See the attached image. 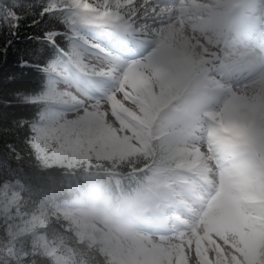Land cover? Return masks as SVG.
<instances>
[{
	"label": "clouds",
	"instance_id": "1",
	"mask_svg": "<svg viewBox=\"0 0 264 264\" xmlns=\"http://www.w3.org/2000/svg\"><path fill=\"white\" fill-rule=\"evenodd\" d=\"M125 2L134 8V0ZM231 32L229 20L221 31L202 30L204 44L199 38L196 44L173 38L180 29L172 23L141 32L148 69L144 86L130 101L121 99L119 109L105 100L99 118L111 116V124L130 133L124 140L136 141L120 158L131 173L105 176L86 166L65 171L36 157L43 177L32 191L65 195L87 210V227L72 221L83 252L75 264H164L162 258L153 261L152 250L162 237L171 242L185 228L198 245L237 239L217 225L244 203L251 158L264 164V54L258 64L244 62L231 51L240 42L237 36L228 39ZM98 103L94 88L70 92L69 104L77 110L70 108L67 117L77 120L79 109L87 112ZM53 127L54 134L64 130L63 124ZM97 188L104 191L103 200L96 198Z\"/></svg>",
	"mask_w": 264,
	"mask_h": 264
},
{
	"label": "trees",
	"instance_id": "2",
	"mask_svg": "<svg viewBox=\"0 0 264 264\" xmlns=\"http://www.w3.org/2000/svg\"><path fill=\"white\" fill-rule=\"evenodd\" d=\"M18 2L33 6L15 9L23 14L19 27L12 29L0 20V168L7 165L11 169V173L0 172L3 185L0 187V264H75L83 252L74 237L72 222L63 210L75 201L58 193L37 195L32 191V187L41 182L43 173L27 143L30 135L27 127L18 126L20 120H34L41 112L42 105L27 103L24 97L43 93L49 79L43 66L59 63L58 49L69 46L65 35L56 38V45L42 37L48 31L63 34L68 29L58 16H39L42 0ZM12 3L13 0H0V6ZM34 20L37 23H33ZM100 138L117 146L119 152H114V148L99 149L90 136L81 143L88 147L87 151H69L78 159L74 163L58 161L60 151L52 153L51 149L48 150L52 153L49 160L55 159L57 163L53 166L65 171L86 166L105 176L131 173L128 161L120 159L127 156L129 150H122V144L107 135ZM95 193L105 198L101 188L95 189ZM19 225L23 226L22 231L14 234Z\"/></svg>",
	"mask_w": 264,
	"mask_h": 264
},
{
	"label": "snow or ice",
	"instance_id": "3",
	"mask_svg": "<svg viewBox=\"0 0 264 264\" xmlns=\"http://www.w3.org/2000/svg\"><path fill=\"white\" fill-rule=\"evenodd\" d=\"M264 5V0H261ZM43 7L39 16L47 15L62 18L67 26L66 33L52 30L44 34L42 39L50 44L56 45V38L65 35L69 40L67 49H58L59 63H50L43 66V70L49 74L47 87L42 94L35 97H24L27 103L42 105V110L37 114L36 119L18 122L19 127H27L30 135L27 143L33 153L46 166L57 163L55 159L49 160L52 153L63 151L65 144L71 142L73 136L104 134L105 130L111 127L108 118L100 122V114L103 112L105 100L110 103L120 100L129 87L126 80L133 72L145 74L148 69L143 56L134 59H122L99 44H89L88 48L96 49L102 55L98 57L99 64H90L87 61L92 58L87 55L85 48L86 41L79 36L81 25L95 26L104 30L109 36L117 39L132 37L136 44L143 47L140 34L147 33L151 26L145 24L142 28L131 17L134 10L126 4L125 0H42ZM31 9L32 5H24L13 0L11 5L0 6L3 11V20L12 28H18L23 14L17 13L16 8ZM147 19V18H146ZM33 23H37L36 20ZM138 29L140 31H138ZM88 69L92 72L91 79L78 82L81 89L91 87L96 91L98 104L88 106L87 112L79 109L82 113L77 120L67 117V111L71 108L77 110L74 104H69L70 92L60 90L57 85L63 73H69L73 69ZM97 78H109L115 82L114 87L103 91L97 87ZM115 94V96H113ZM63 109V110H61ZM54 124H63L62 133L54 134ZM90 124H99L98 127L89 129ZM74 130L81 131V135H74ZM49 149L52 153H49ZM0 172L11 173V169L5 165ZM245 189L242 195L243 204L237 203L232 214L221 221L223 229L236 233L235 241H228L221 245L222 250L218 251L215 245H209L207 241L198 245L196 239L191 235V229L185 228L183 233L169 238L162 237V243L152 250V255L162 258L164 264H264V164L258 157L250 160L244 177ZM3 185L0 184V187ZM196 235H202L197 231Z\"/></svg>",
	"mask_w": 264,
	"mask_h": 264
},
{
	"label": "rangeland",
	"instance_id": "4",
	"mask_svg": "<svg viewBox=\"0 0 264 264\" xmlns=\"http://www.w3.org/2000/svg\"><path fill=\"white\" fill-rule=\"evenodd\" d=\"M89 2H93V0H89ZM188 3H191L189 7L186 6L185 0H174L173 7H175L177 11H180L181 8L185 10L184 13L180 11L183 14L180 21H182L181 23L184 24L183 26H186V28L197 31L200 44L205 43L203 36H201V31L203 30L205 33H209L214 28L217 31H221L223 28L220 22L223 16L239 5V14L234 18L232 32L230 33L228 39H231L233 36H237L240 38V42L235 43L234 47L231 48V51H233V53L242 60L247 57L250 52L249 50H255L259 56H262L263 53L261 52V48L264 47V40L258 32H250L251 26H254L259 32L264 33V5H262L261 0H188ZM150 5H154L152 4V0H134V10H136L137 7L139 8L138 11H136V14L138 13V15L135 14V16L132 17L137 18L136 22L141 27L148 24L151 26V29H159L171 23L173 20L171 14H168V17L166 18H164L163 15L159 17L155 15H153V17L149 16V13L152 12ZM238 17L241 18L238 20ZM243 28L247 29L243 30ZM79 36L83 41L87 42V44H85V48L87 49L86 54L92 57L87 61L90 64H99L100 62L97 58L100 57L102 53L96 49L88 48L89 44H99L103 49L125 60L138 58L143 55V47L136 44L132 37L126 36L123 39H117L114 36H109L99 27L81 25L79 27ZM173 38L182 39L183 37L179 33L178 36ZM223 38L224 37L222 36V39ZM189 39L191 40L188 41L189 44H196V38L192 39L189 37ZM253 42H256L257 44H254ZM199 46L200 45H197V47ZM209 47L212 51H216L215 45H209ZM220 47H225V45L221 44ZM244 75L248 76V73L245 72ZM91 77L92 72L88 69H73L69 73L62 74V78L60 79L57 87L63 91L76 93L77 89H79L78 82L82 81L84 78L91 79ZM126 83H128L129 87L125 90V94L121 97V99L127 97L128 101H130L138 95L137 90L144 86L145 74L133 72L128 76ZM245 83H247V80ZM95 84L99 89L107 91L114 87L115 82L109 78H97L95 80ZM120 100L114 102V106L117 109L121 107ZM128 101H125V103H128ZM108 120L111 122L112 117L109 116ZM104 133L105 134L96 133L95 135L82 136V140L80 137L77 138L73 136L71 138V142L69 144H65L64 150L58 153V161L66 164H72L77 161L78 159L72 157V155L69 154V151H87L88 147L81 143L87 141L90 136H92L94 144H96V146H98L101 150L114 148V152H119V148L117 146L100 138L105 137L106 135L111 138V140L120 142L122 144V150H129L130 152L134 146H138L134 139L128 141L124 140V137L130 136V133L126 130H121L118 124H111V127L106 129ZM65 212L64 213L71 222L75 220L77 224L82 227H87L88 214L85 208L76 203L73 204L72 208L65 210ZM24 226L27 225L24 224ZM217 226L223 229L221 222H218ZM21 227L23 226H16V232L13 233L16 234L22 231ZM10 230L14 231L12 227ZM213 245H215L218 251L222 250L221 244L216 243ZM12 251L13 249L11 248V252ZM158 258L159 257L157 255H152L153 261H157ZM177 264H181L180 259L177 260Z\"/></svg>",
	"mask_w": 264,
	"mask_h": 264
},
{
	"label": "bare ground",
	"instance_id": "5",
	"mask_svg": "<svg viewBox=\"0 0 264 264\" xmlns=\"http://www.w3.org/2000/svg\"><path fill=\"white\" fill-rule=\"evenodd\" d=\"M173 1L174 0H152V4H154L153 6L150 5V7L152 8V12L149 13V16L153 17V15L159 17L162 16L164 18L168 17V14H171L173 17V20L171 21L172 24H174L176 26L177 29H180V34L182 35L183 38H187L188 41H191L189 39L190 38H198L199 36H197V31L194 30H190L188 28H186V26H183L184 24H182L180 21V18L183 16V14L181 12H185V10L183 8H181V12L177 11L175 9V7H173ZM149 3V2H148ZM186 6L189 7L191 5V3H188V0H185ZM188 3V5H187ZM150 4V3H149ZM139 7H137L138 9ZM161 9H163V12L161 11ZM154 13V14H152ZM166 13V14H165ZM138 15V13L136 14ZM146 16V15H144ZM193 17V16H190ZM241 17H238V20ZM182 19V18H181ZM225 19L222 18L221 21ZM264 26V25H263ZM247 29V28H243ZM258 32L259 35L262 37V39L264 40V33L263 32H259L256 27L251 26L250 28V32ZM202 44V43H201ZM250 52L248 53L247 57L244 58V62L246 63H253V64H257L259 63V60L261 58V56L258 55V53L255 50H249Z\"/></svg>",
	"mask_w": 264,
	"mask_h": 264
}]
</instances>
